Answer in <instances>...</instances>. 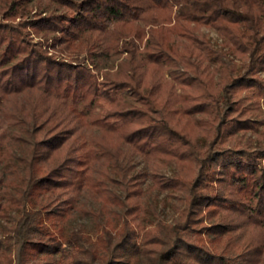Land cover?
<instances>
[{
    "label": "trees",
    "instance_id": "trees-1",
    "mask_svg": "<svg viewBox=\"0 0 264 264\" xmlns=\"http://www.w3.org/2000/svg\"><path fill=\"white\" fill-rule=\"evenodd\" d=\"M32 1L0 0V264H264V0Z\"/></svg>",
    "mask_w": 264,
    "mask_h": 264
},
{
    "label": "rangeland",
    "instance_id": "rangeland-1",
    "mask_svg": "<svg viewBox=\"0 0 264 264\" xmlns=\"http://www.w3.org/2000/svg\"><path fill=\"white\" fill-rule=\"evenodd\" d=\"M44 6V0H33L30 2L27 7L34 8L37 6ZM197 33L200 36H205L207 39L210 40L212 45L215 48H219L221 44V39L217 35V33L208 27H199ZM232 54H228L227 58L232 59ZM103 67H106L112 63V59L110 58H103ZM260 77L264 78V71L260 73ZM98 80H101V73L98 74ZM107 105L104 102L103 108ZM261 108L264 110V101H261ZM263 124H261L258 128V132L260 133L264 129V113L261 116ZM91 131L96 132V129H91ZM258 132L247 131L244 133L245 137L249 138L253 145H259L263 143V138L260 136ZM133 162H134V170L133 173L137 171L143 172L146 177L142 184V188L144 190L143 199H142V214H141V224L143 227L148 228L152 227L153 224L156 222L157 217L161 220L171 222L177 213V208L180 206V201L178 199L179 194L177 192H172L169 190L162 191L157 188H152L149 174L152 171H157L158 173H163L167 176H171L175 171V166L173 162H162V161H154V160H147L143 156L140 155H133ZM81 199L80 201H82ZM79 207L74 211L72 217L69 219L70 225H83L84 229L87 233L92 234L93 229L90 223L89 217L82 212L81 204L78 205ZM85 207L97 209L99 204L87 200L84 204ZM5 219L0 217V238L3 237L4 229L3 226L5 225Z\"/></svg>",
    "mask_w": 264,
    "mask_h": 264
}]
</instances>
